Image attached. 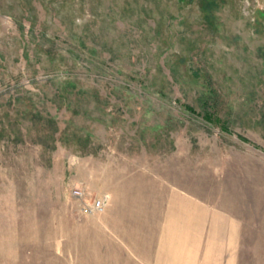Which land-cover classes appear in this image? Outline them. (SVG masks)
Here are the masks:
<instances>
[{
    "label": "rangeland",
    "instance_id": "rangeland-1",
    "mask_svg": "<svg viewBox=\"0 0 264 264\" xmlns=\"http://www.w3.org/2000/svg\"><path fill=\"white\" fill-rule=\"evenodd\" d=\"M0 264H264V0H0Z\"/></svg>",
    "mask_w": 264,
    "mask_h": 264
},
{
    "label": "built area",
    "instance_id": "built-area-1",
    "mask_svg": "<svg viewBox=\"0 0 264 264\" xmlns=\"http://www.w3.org/2000/svg\"><path fill=\"white\" fill-rule=\"evenodd\" d=\"M73 194L77 197H82L84 196V192H82V190H80L79 188H75L73 189ZM105 204L104 202L101 200V199H95L93 201V203H85V209L87 212H96V213H99V212H103L104 209H105Z\"/></svg>",
    "mask_w": 264,
    "mask_h": 264
},
{
    "label": "crops",
    "instance_id": "crops-1",
    "mask_svg": "<svg viewBox=\"0 0 264 264\" xmlns=\"http://www.w3.org/2000/svg\"><path fill=\"white\" fill-rule=\"evenodd\" d=\"M155 212V211H154Z\"/></svg>",
    "mask_w": 264,
    "mask_h": 264
}]
</instances>
